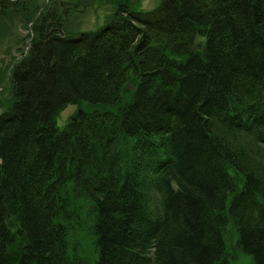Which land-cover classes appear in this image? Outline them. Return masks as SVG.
<instances>
[{"label": "trees", "instance_id": "obj_1", "mask_svg": "<svg viewBox=\"0 0 264 264\" xmlns=\"http://www.w3.org/2000/svg\"><path fill=\"white\" fill-rule=\"evenodd\" d=\"M124 2L79 36L44 6L12 67L0 264H264V0Z\"/></svg>", "mask_w": 264, "mask_h": 264}, {"label": "rangeland", "instance_id": "obj_2", "mask_svg": "<svg viewBox=\"0 0 264 264\" xmlns=\"http://www.w3.org/2000/svg\"><path fill=\"white\" fill-rule=\"evenodd\" d=\"M54 1L58 0H20V17L16 20V17L11 14H0V94L1 102L5 100L7 95V83L6 79L8 68L10 64L16 62L15 58H21L23 56V50L28 45V42L24 44V41L29 37L27 34L26 23L34 20L35 16L42 11L43 5H52ZM126 1L129 8L141 7L143 9H151L159 4L161 0H94V5L87 4V10L84 13L80 11L77 15H73L71 22L65 27L67 33L73 34L74 31H95L102 25H105L108 19H113L118 4ZM37 5V7H35ZM46 6V5H45ZM31 8V12L29 9ZM0 12H2L0 10ZM25 12H28L25 14ZM34 12V13H33ZM33 14H36L35 16ZM33 15V17H32ZM26 20V22H23ZM36 19L34 20V22ZM21 29L18 28V24H22ZM31 28L33 27L30 26ZM26 35V36H24ZM77 36V34L75 35ZM22 45V46H20ZM25 54V53H24ZM12 68L10 69V71ZM5 82V83H4ZM75 105L67 106L59 116V125L64 124L69 118H75ZM235 242V240H234ZM233 242V243H234ZM228 248L231 252L235 253V259L233 264H251V257L240 250H236L228 243Z\"/></svg>", "mask_w": 264, "mask_h": 264}, {"label": "flooded vegetation", "instance_id": "obj_3", "mask_svg": "<svg viewBox=\"0 0 264 264\" xmlns=\"http://www.w3.org/2000/svg\"><path fill=\"white\" fill-rule=\"evenodd\" d=\"M48 3V2H47ZM47 3H45L43 5V8L45 5H47ZM52 5H48L49 9H55L56 7H54L53 5H59L60 8V13L61 16H57L53 13L51 14L52 16L56 17L57 20H49L46 24H45V34L48 35L50 33H54V34H63L65 35L67 33L66 31V26L68 25L69 22H71L72 17H69L67 15V12H71L73 14H77L79 11L81 13L86 12L87 10V4L89 3L90 5H94V0H58V1H54L52 2ZM42 8V9H43ZM40 14V12L37 14V17L34 18L37 19L38 15ZM34 20L32 19V21H29L26 23V27H27V34H28V38L24 41L25 42H30L31 39H34L35 36V31L33 28H31L30 26L34 25ZM23 26L22 24H18V28L21 29V27ZM26 36V35H24ZM22 46V45H20Z\"/></svg>", "mask_w": 264, "mask_h": 264}, {"label": "water", "instance_id": "obj_4", "mask_svg": "<svg viewBox=\"0 0 264 264\" xmlns=\"http://www.w3.org/2000/svg\"><path fill=\"white\" fill-rule=\"evenodd\" d=\"M131 88H133V87L131 86Z\"/></svg>", "mask_w": 264, "mask_h": 264}]
</instances>
